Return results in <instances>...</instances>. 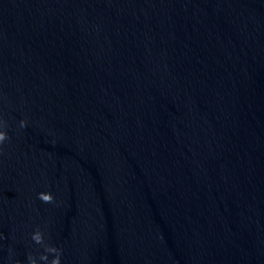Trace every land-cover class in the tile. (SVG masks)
Segmentation results:
<instances>
[{
  "label": "water",
  "instance_id": "1",
  "mask_svg": "<svg viewBox=\"0 0 264 264\" xmlns=\"http://www.w3.org/2000/svg\"><path fill=\"white\" fill-rule=\"evenodd\" d=\"M0 121V264H264V0H0Z\"/></svg>",
  "mask_w": 264,
  "mask_h": 264
},
{
  "label": "clouds",
  "instance_id": "2",
  "mask_svg": "<svg viewBox=\"0 0 264 264\" xmlns=\"http://www.w3.org/2000/svg\"><path fill=\"white\" fill-rule=\"evenodd\" d=\"M3 122L0 121V124H2ZM27 126V121L26 120H21L20 121V127L24 128ZM8 139V135L6 133V131L4 130H0V145H2L6 140ZM38 198L43 201L44 203H52L54 201V197L50 192H41L38 194ZM32 240L37 243V244H41L43 243V236L41 234L40 231H35L32 234ZM48 252H52V253H56L59 252V255L55 256L50 264H61V250L56 248V247H49L47 249ZM29 264H36V260L33 257H29ZM41 260L47 261L48 260V256L47 255H42L40 257Z\"/></svg>",
  "mask_w": 264,
  "mask_h": 264
}]
</instances>
